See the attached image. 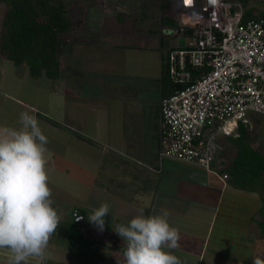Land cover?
I'll return each instance as SVG.
<instances>
[{
	"label": "crops",
	"instance_id": "0c3cea01",
	"mask_svg": "<svg viewBox=\"0 0 264 264\" xmlns=\"http://www.w3.org/2000/svg\"><path fill=\"white\" fill-rule=\"evenodd\" d=\"M120 26L114 29L120 31ZM108 29L96 23L89 30L115 33ZM133 30L120 31L133 37L119 45L97 39L68 43L56 79L34 78L26 65H16L0 52V127L19 129L20 114L28 112L49 141V187L61 223L42 264H124L125 241L113 228L141 212L148 216L162 210L179 229L180 246L172 251L183 264L264 259L259 193L224 178L220 157L214 161L215 172L174 158L160 160L164 39L160 33L153 45L151 35ZM99 47L123 50L130 74L129 68L117 73L120 68L101 56ZM32 79L37 85H30ZM104 203L110 213L101 232L86 211ZM9 257V251L0 250V262L9 264ZM29 264L38 261L30 259Z\"/></svg>",
	"mask_w": 264,
	"mask_h": 264
},
{
	"label": "built area",
	"instance_id": "2783aa9c",
	"mask_svg": "<svg viewBox=\"0 0 264 264\" xmlns=\"http://www.w3.org/2000/svg\"><path fill=\"white\" fill-rule=\"evenodd\" d=\"M182 3L179 24L161 28L169 79L181 87L161 101L159 157L215 172L218 138L264 122V18L245 20L240 2ZM174 37L184 44L171 46Z\"/></svg>",
	"mask_w": 264,
	"mask_h": 264
},
{
	"label": "clouds",
	"instance_id": "9594fccd",
	"mask_svg": "<svg viewBox=\"0 0 264 264\" xmlns=\"http://www.w3.org/2000/svg\"><path fill=\"white\" fill-rule=\"evenodd\" d=\"M19 129L0 127V250L10 252L9 264H42L61 216L53 207L45 153L48 138L35 115L22 112ZM110 213L107 203L93 208L88 220L99 231ZM169 212L135 215L113 230L125 241L124 264H183L172 250L179 248V229ZM253 264H264L256 258Z\"/></svg>",
	"mask_w": 264,
	"mask_h": 264
},
{
	"label": "trees",
	"instance_id": "16d2710c",
	"mask_svg": "<svg viewBox=\"0 0 264 264\" xmlns=\"http://www.w3.org/2000/svg\"><path fill=\"white\" fill-rule=\"evenodd\" d=\"M244 6V19L264 18V0H227ZM73 0H0L3 25L0 38L1 54L16 65H26L32 77L47 76L52 79L62 73V47L70 39L62 40L71 33L73 20L70 5ZM170 1L167 0L168 7ZM95 0L84 3L83 15L89 8L103 12ZM181 7L180 9H182ZM85 19V18H84ZM85 26L87 27L86 20ZM179 24V23H178ZM69 41V42H68ZM163 95L169 96L180 85H174L165 71L162 77ZM240 136H220V171L225 172L238 188L259 193L262 207L257 219L264 238V153L254 145V128L240 126Z\"/></svg>",
	"mask_w": 264,
	"mask_h": 264
},
{
	"label": "rangeland",
	"instance_id": "374dc122",
	"mask_svg": "<svg viewBox=\"0 0 264 264\" xmlns=\"http://www.w3.org/2000/svg\"><path fill=\"white\" fill-rule=\"evenodd\" d=\"M89 0H73V4L70 7V14L73 20V28L71 33L68 35H64L62 40L70 39V42L75 43L76 41H84L85 43H91V40H98L101 42H112L116 45L121 44V42L129 41L133 36L122 34L120 31L124 30H137L139 34H149L152 36L151 44L154 45L159 43L161 28L162 26H177L178 25V17L180 19L181 15L184 14L182 6V0H169V6H166L167 0H95L98 4L102 5L97 6L103 8V12H97L95 8H89L88 13L85 17L83 15L84 3ZM85 18V19H84ZM87 26L91 25L95 26L96 23H100L105 28H109L108 32H111L110 29L115 30L114 34L101 32H92L87 28ZM116 22V23H115ZM117 23L121 24V30L118 31L114 29ZM84 24V26H82ZM94 25V26H93ZM119 25V24H118ZM89 30V31H88ZM133 30V31H134ZM137 38V37H136ZM108 39V40H106ZM69 42V41H68ZM185 40L181 37H174L170 39V45L176 46L183 45ZM65 48L62 51L65 52L67 50L68 45H64ZM103 47L97 48L98 53L101 56H108L109 61L113 62L116 68H120V71L117 73H126L128 69V73L130 74V67L127 66V61L125 60L127 56L123 54V50H120L118 53H112L110 50L105 49ZM63 54V53H62ZM128 63L130 64V60L127 58ZM133 71V70H132ZM167 71V52L164 50V64L162 74ZM123 76V75H122ZM125 76L120 78L119 81L123 82ZM45 80V78H43ZM116 81V78H115ZM38 82H35L34 79L30 80V85H37ZM158 84V81H157ZM153 88V81H148V89ZM253 131L255 135V143L254 145L258 147L264 153V122L259 120L257 124H254ZM88 214H90L89 211ZM107 218V217H105ZM109 219V218H107ZM0 264H5L0 262Z\"/></svg>",
	"mask_w": 264,
	"mask_h": 264
},
{
	"label": "snow or ice",
	"instance_id": "6c2138e0",
	"mask_svg": "<svg viewBox=\"0 0 264 264\" xmlns=\"http://www.w3.org/2000/svg\"><path fill=\"white\" fill-rule=\"evenodd\" d=\"M186 2H187V0H186Z\"/></svg>",
	"mask_w": 264,
	"mask_h": 264
}]
</instances>
